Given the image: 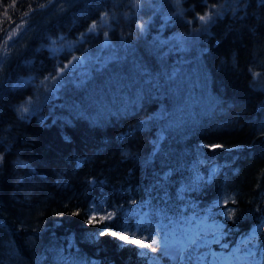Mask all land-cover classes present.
<instances>
[{
    "label": "trees",
    "instance_id": "obj_1",
    "mask_svg": "<svg viewBox=\"0 0 264 264\" xmlns=\"http://www.w3.org/2000/svg\"><path fill=\"white\" fill-rule=\"evenodd\" d=\"M50 3L0 0V43ZM206 3L220 15L202 25L205 0H80L12 61L0 85V264H161L109 233L145 244L159 233L165 248L202 219L217 226V252L264 264V3ZM76 54L89 61L61 75Z\"/></svg>",
    "mask_w": 264,
    "mask_h": 264
},
{
    "label": "rangeland",
    "instance_id": "obj_2",
    "mask_svg": "<svg viewBox=\"0 0 264 264\" xmlns=\"http://www.w3.org/2000/svg\"><path fill=\"white\" fill-rule=\"evenodd\" d=\"M78 1L80 0H50V5H43L40 12L24 16L8 29L0 43V85L8 67L15 58L25 52L32 36ZM177 37L180 38L181 36L177 35ZM63 39L65 38L62 37L57 42ZM66 42L67 44L55 43L54 49L61 50L66 46L72 47L76 43L74 40ZM77 59L78 63L76 62ZM88 61V55L76 54L70 61L65 63L64 67L65 69L76 68L78 65L83 66ZM51 82L52 88L55 90L60 84V77L55 83L52 80ZM22 107H27L30 111L32 109V100L24 103ZM196 224L195 226H185L188 234L184 238L179 233L173 235V240L170 242L172 245L164 248L161 245L149 243L150 247H146L147 251L155 254L161 264H260V262L255 261L254 255L251 253L229 257L225 251L222 253L217 252L214 246L218 235V231L215 232L217 226L205 219L200 220ZM196 226H198V229L194 234H191L190 232ZM120 234L126 235L122 232ZM126 236L129 238L128 235ZM135 240L140 241L141 238ZM151 248H156V251H152ZM96 263L97 261L92 258H87L84 261V264Z\"/></svg>",
    "mask_w": 264,
    "mask_h": 264
},
{
    "label": "snow or ice",
    "instance_id": "obj_3",
    "mask_svg": "<svg viewBox=\"0 0 264 264\" xmlns=\"http://www.w3.org/2000/svg\"><path fill=\"white\" fill-rule=\"evenodd\" d=\"M132 2H133L134 7L139 9L140 6H141L142 0H132ZM175 3L177 4V6H179V4L181 3V0H175ZM261 3H264V0H261ZM205 4H206V7H208V11L204 15H198L197 16L198 20L201 22L202 25H207L210 22H212L213 15H220V13L218 11L213 12V9L216 8L215 5L208 6L207 3H206V0H205ZM178 14H182V10ZM101 19H102L103 25H107L108 21L110 19L108 13H105L104 16ZM138 27L140 28L141 32H143L144 28H145V25L144 24H140V25H138ZM96 28H97V25L93 24L89 28V32H95ZM103 35H104L105 41H107L108 40V33L104 32ZM80 59H82V58H80ZM76 62L77 63L79 62L78 59L76 60ZM64 71H65V67L61 66L60 69H59V73L62 75ZM259 76H260V73H253L254 79L256 77H259ZM50 78L53 81V83H55L59 79V76L56 75V74H52ZM18 111L20 112V118L21 119H26L27 118L26 114L29 111V109L27 107H21L20 109H18ZM2 161H3V156H0V162H2ZM234 202L235 201L233 200V203ZM106 232H107V229L102 230L101 231V235H104ZM109 234H111L114 237H117L121 241H126V242L132 243V244H137L138 243L140 247H150L149 244H145L143 241H137L135 239H128V237L126 235H118L116 232H111ZM158 235H159V233H156L153 236V238H152V243L153 244L159 245L161 243L160 240L156 239V236H158ZM164 244H165V246H167V241L166 240L164 241ZM151 250L152 251H156V248H151Z\"/></svg>",
    "mask_w": 264,
    "mask_h": 264
}]
</instances>
